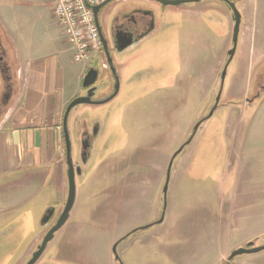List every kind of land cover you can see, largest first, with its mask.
Listing matches in <instances>:
<instances>
[{"label":"rangeland","instance_id":"374dc122","mask_svg":"<svg viewBox=\"0 0 264 264\" xmlns=\"http://www.w3.org/2000/svg\"><path fill=\"white\" fill-rule=\"evenodd\" d=\"M52 6L51 0H0L2 45L15 75L16 47L29 44L42 54L67 49ZM236 6L247 14V35L264 29V0ZM233 28L221 1L167 6L155 34L117 59L119 94L104 105L72 110L73 143L83 124L99 123L101 130L83 176L76 178L63 236L49 246L50 264L59 257L66 264H220L248 240L260 236L258 244L264 243V94L251 98L264 58L241 56L238 42L222 88ZM93 66L100 70L94 100H101L112 94L111 87H101L113 82L112 72L102 68L100 57ZM82 82L77 98L84 94ZM172 83L177 87L168 91ZM219 95L220 107L174 160L164 201L171 158ZM110 163L117 173L107 172ZM62 184L40 192L37 186L0 190V245L7 246L0 264H15L12 241L19 251L26 249L41 230L38 218L47 205L55 208L59 198L67 199L68 183ZM162 217L161 225L119 242ZM232 264H264V251Z\"/></svg>","mask_w":264,"mask_h":264},{"label":"crops","instance_id":"0c3cea01","mask_svg":"<svg viewBox=\"0 0 264 264\" xmlns=\"http://www.w3.org/2000/svg\"><path fill=\"white\" fill-rule=\"evenodd\" d=\"M243 18L247 23L245 12ZM246 23L238 53L263 59L264 29L247 35ZM61 35L67 49L57 47L42 54L29 44L16 47L21 90L0 125L1 191L37 186L40 192L51 175L61 182L66 178L63 118L68 105L78 97L82 76L90 65L73 68L72 52L62 30ZM66 51L70 57L62 55Z\"/></svg>","mask_w":264,"mask_h":264},{"label":"flooded vegetation","instance_id":"af4514ba","mask_svg":"<svg viewBox=\"0 0 264 264\" xmlns=\"http://www.w3.org/2000/svg\"><path fill=\"white\" fill-rule=\"evenodd\" d=\"M237 1H242V0H235L232 2L236 3ZM166 8H167L166 6H163L162 4H160L158 2L149 1V0H114L111 4L105 6L104 8L101 9V11L99 12V15H98V24L97 25L99 28L101 38L103 37L107 42V48H108V51H109L111 57L113 58V62H114V66H115L116 70L120 69V67H121L120 65H118L117 59L121 55H123L126 51H128V50H125L123 52H120V48L122 47V43L131 40L132 44H133L132 47H136V46L140 45L146 39L153 36L155 34V32L157 31L158 15L159 14L163 15L166 12ZM228 9L233 16L232 10L229 7H228ZM5 52L6 51L2 46V38L0 35V57L5 56V59H6L7 54ZM102 58H103V63H104V70L109 71L110 67L106 61V56L104 53V47H103ZM0 64L2 66L3 62H0ZM223 70H222V72H223ZM262 72H263V70L260 73H262ZM116 73L117 74L114 75L112 72L113 82H111V84L108 82V84L101 85V87L109 86L112 88V94L110 96L105 97V98L111 97L115 93L116 85L118 83L120 85V78L118 76V72L116 71ZM86 74H87V72H86ZM262 75H264V72L259 77L262 78L263 77ZM261 78H259L260 82L257 78H255L257 82L256 83L254 82V84H252V86H251V89L253 91V93L251 94L252 99L253 98L254 99L260 98L261 94H264V78H262V80H261ZM220 82H221V80H220ZM94 87H95V90L92 91V93H91L93 100H94L93 96H95L99 91L98 86L95 85ZM176 87H177V84L172 83V84L168 85V88L167 87L166 88L168 89V91H172ZM86 92H87V90L85 91V93ZM105 98H103V99H105ZM247 102H250V100L248 99ZM215 105H216V101H215L214 106ZM219 105H221V103H219ZM214 106L211 108V110L214 108ZM205 119H207V118L201 119L200 122L204 121ZM100 130H101L100 124L95 123L94 126H92L90 128H88V126L86 124L85 125L83 124L81 131H78V132L75 131L77 133V136H75V141H76L75 143L76 144L72 142L73 143V145H72L73 159L75 160V168L77 170H81L82 173L84 172L85 166H87L88 163L90 162L93 149H94L96 142H97L99 135H100ZM64 142H65V139H64ZM65 160H66V148H65ZM115 165H116L115 163L114 164L110 163V166L107 165V172L108 171L109 172L114 171L117 173V171H119V170L116 169L118 166H115ZM66 166H67V161H66ZM168 168H169V166H168ZM121 169L124 170V167H121ZM67 170H68V168H67ZM167 172H168V169H167ZM116 173H114V175H116ZM166 175H167V173H166ZM56 181H57L58 185H59V183H61L60 180H57L56 178H54L53 175H51L48 184H45L43 190L47 186H49L51 183H53L54 185H57ZM67 183H68V178H67V173H66V178L64 177V182L62 184V187H63V185L66 187ZM58 185H57V187H58ZM163 200L166 201L165 194L163 195ZM58 204L59 205L55 208L47 205L48 207H46L45 210L40 214V218H38V225L41 227V230L39 231V233H37L35 235L34 239L27 246L26 249L19 251V249H20L19 246L15 245L16 241H12L9 256H11V258L16 259L15 264H50L49 260L47 259V257H48L47 253H48L49 246L54 241H56V240L58 241L61 239V237L63 236V234L61 232L63 231L64 226L67 223L66 222L65 225H63L57 232H55L53 234L52 239L43 248V244H44L46 238L49 236L50 232L57 226L60 218L63 215V212H64L66 204H67V199L62 200L61 198H59ZM16 207H14V208H16ZM51 212L53 214L50 217ZM69 218H70V215H69ZM163 222H164V218L162 217L160 220H158L155 223H152V224H149L147 226L135 229V230L127 233L125 236H123L119 240V242L126 239L127 237L131 236L132 234L136 233L139 230L148 229L150 227L155 226L156 224L161 225ZM259 238H260V236L257 238H253L252 240L246 241V243H243V246L241 248L263 247L264 243L258 244V242L256 244H254L252 247L247 246L250 242H252L255 239H259ZM114 249H116V247H114ZM6 250H7V246L0 245V261L3 257L6 256L4 254V252ZM236 250H238V249L233 250L228 255V258L227 257L223 258L221 260L220 264H232L233 262H235V259L238 256L234 257L232 260H228V259H229L230 255ZM243 255H252V254H243ZM36 256H38V257L35 258ZM240 256H242V255H240ZM73 262L77 263V264H82L80 260H76V259H74ZM56 263L57 264H66L67 261H62V257H59V261H57ZM51 264H55V263H51Z\"/></svg>","mask_w":264,"mask_h":264},{"label":"water","instance_id":"95a60500","mask_svg":"<svg viewBox=\"0 0 264 264\" xmlns=\"http://www.w3.org/2000/svg\"><path fill=\"white\" fill-rule=\"evenodd\" d=\"M113 1L114 0H107L106 2L101 4L100 6L90 7V9H92V11L95 14V19H96L97 24H98V15H99V12L101 11V9L104 8L105 6L111 4ZM149 1L158 2V3H160L166 7L167 6L178 7V6H183V5L193 4V3H200V2L206 1V0H149ZM216 1L223 2L226 6H228L232 10V13H233L232 17H233V23H234L233 47L228 52V58L229 59H228V62L226 64V67H224L225 68L224 71L221 73V78H220L221 86L223 88L224 81H225V78L227 75V68L229 67L230 63L233 61V59L236 55L238 42H240V37L242 34V26L244 23V19H243V15H241L240 11L237 9L236 3L232 2V0H216ZM0 35H1V32H0ZM102 42H103V47H104V53L106 56V61L109 64L110 70L113 72L114 75H116L117 70L114 66L113 58L111 57V55L108 51L107 42L103 37H102ZM132 46H133V44H132L131 40L124 42V43H122V47L120 48V52H123L125 50H129V49H131ZM138 46H136V47H138ZM136 47H132V48H136ZM4 59H5V56L0 57V62H3L2 66L0 64V76H1V78H0V125L5 120L9 111L13 108L17 98L20 95V90H21V83L19 80L18 72H17V75H15L13 73L11 65L8 61V56L6 57L5 60ZM100 59H101V63H102V68L104 69L103 58L100 57ZM93 65H94V63L92 64L91 68L89 69V71L87 72V74L85 75V77L83 79V83H82V88L84 90L83 96L74 99L68 105V107L65 111V114H64L63 131H64L65 148H66V161H67V168H68V170H67L68 198H67V204H66L65 210L63 212V215L60 218L57 226L50 232L49 236L46 238V240L43 244V248L52 239L53 234L55 232H57L68 221L70 212L72 211V208L75 205L76 196H77L76 178L83 176V173L81 172V170H77L75 168V160L73 159V150H72L73 143L71 141L70 132L68 129V120H69L70 113L73 109H75L76 107L81 106V105H94V106L104 105L106 103H109L111 100H113L119 94L120 85L118 83L116 85V88H115V93L111 97H108V98H105L102 100H93L92 99L91 93H92V91L95 90L94 86L96 85V83L99 79V76H100V70L97 69L96 67H94ZM86 90H87V92L85 93ZM16 91H17V95H16ZM93 97H95V96H93ZM13 99H14V101L12 102ZM220 99L221 98L219 95V97L216 100V105L211 110L207 119L199 122L194 127V130H193V133H192L190 139L173 156V158L170 162L169 168H168L167 182H166V186L164 188L165 199H166V194L168 191L169 179H170L171 169H172L174 160L176 159V157L179 154H181V152L184 150V148L193 141V139H194L195 135L197 134L201 125L204 124L209 118H211L213 116V114L215 113V111L220 107V105H219ZM2 106H5L6 110H3ZM52 214L53 213L51 212L50 217L52 216ZM259 239L253 240L247 246L252 247L254 244H256L259 241ZM263 250H264V246L259 247V248H240V249L234 251L230 255L228 260H232L234 257L240 256L243 254H256V253H259ZM114 252H116V249H114ZM37 257L38 256H36L35 258H37Z\"/></svg>","mask_w":264,"mask_h":264},{"label":"built area","instance_id":"2783aa9c","mask_svg":"<svg viewBox=\"0 0 264 264\" xmlns=\"http://www.w3.org/2000/svg\"><path fill=\"white\" fill-rule=\"evenodd\" d=\"M107 0H51L52 11L72 52L74 64H92L103 53L95 14Z\"/></svg>","mask_w":264,"mask_h":264},{"label":"trees","instance_id":"16d2710c","mask_svg":"<svg viewBox=\"0 0 264 264\" xmlns=\"http://www.w3.org/2000/svg\"><path fill=\"white\" fill-rule=\"evenodd\" d=\"M263 66H264V65H263ZM262 70H264V67L262 68ZM262 73H263V72H262ZM262 73H260V71H259V73L255 75V77H257L258 75H261Z\"/></svg>","mask_w":264,"mask_h":264}]
</instances>
